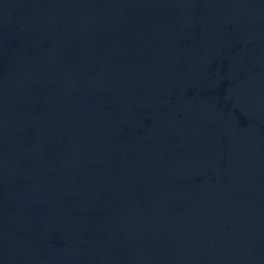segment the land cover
Returning <instances> with one entry per match:
<instances>
[{
    "label": "water",
    "instance_id": "1",
    "mask_svg": "<svg viewBox=\"0 0 264 264\" xmlns=\"http://www.w3.org/2000/svg\"><path fill=\"white\" fill-rule=\"evenodd\" d=\"M0 264H264V0H0Z\"/></svg>",
    "mask_w": 264,
    "mask_h": 264
}]
</instances>
